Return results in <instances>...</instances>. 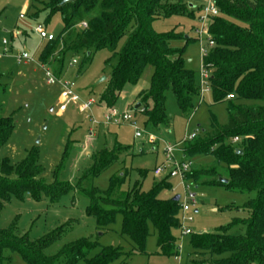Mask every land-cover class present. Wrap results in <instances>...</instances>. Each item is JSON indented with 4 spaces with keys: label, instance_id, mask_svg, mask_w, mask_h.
<instances>
[{
    "label": "trees",
    "instance_id": "trees-1",
    "mask_svg": "<svg viewBox=\"0 0 264 264\" xmlns=\"http://www.w3.org/2000/svg\"><path fill=\"white\" fill-rule=\"evenodd\" d=\"M63 1L32 2L35 9L42 6L49 19L57 14L62 18V34L47 41L39 57L40 64L57 79L64 75L70 58L82 57L87 65L95 53L108 51L105 69L110 70V78L101 100L108 107H113L126 85H136L151 66L154 74L150 88L138 94L135 104H140L137 113L144 118L145 126L170 129L166 112L169 91L184 117L194 113L201 84L184 59L185 48L192 40L174 30L157 33L153 28L161 18L194 17L200 10L194 0H73L61 5ZM215 4L219 15L209 25L214 46L203 58V66L210 72L209 90L214 103L228 105V121L220 125L213 116L209 132L183 142L185 159L210 156L214 160L209 168L194 167L186 178L195 185L222 186L256 196L238 208L246 216L235 218L227 229L193 236L194 253L203 259L192 264H264V0H215ZM84 23L86 28L82 27ZM182 39L185 47L173 46ZM231 95L233 99H228ZM14 131L12 118H0V149ZM235 138L239 139L237 144L233 143ZM127 151L117 144L112 150L98 152L92 168L82 173L75 186L58 181L47 185L40 178L36 148L16 166L0 159V210L14 197L39 199L44 194L57 200L74 190L88 199L87 215L96 220L100 230L109 229L120 215L121 236L134 245L128 253L106 247L89 257L99 244L83 239L49 256L45 250L59 234L34 242L19 235L12 225L0 230V264H14V255L25 264H113L135 252L144 254L151 230L157 235L158 255L179 257L180 201L161 198L162 193L174 188L168 178L155 183L148 193L139 185L124 190L127 174L113 176L105 191L92 183ZM220 178L228 184L221 183ZM239 226L245 228L244 235L229 234Z\"/></svg>",
    "mask_w": 264,
    "mask_h": 264
},
{
    "label": "rangeland",
    "instance_id": "rangeland-1",
    "mask_svg": "<svg viewBox=\"0 0 264 264\" xmlns=\"http://www.w3.org/2000/svg\"><path fill=\"white\" fill-rule=\"evenodd\" d=\"M33 1L0 0V118H12L15 124L9 142L0 149L1 160L16 166L36 148L39 151L40 178L47 185L58 181L75 186L82 173L92 168L94 155L104 149L112 150L119 144L128 151L122 152L117 163L95 178L93 185L105 191L113 176L127 174L124 190L139 185L143 192L148 193L155 183L163 179L155 177L154 170L164 162L166 146L180 149L188 135L196 131L199 135L209 132L213 116L220 125L227 123V103L215 104L212 93L206 89L197 102L196 110L189 117L180 113L169 91L166 112L171 119L170 129L154 130L146 127L144 118L135 111V104L138 94L150 88L154 74L151 66L145 69L136 85H126L113 107H108L101 101L110 78V70L105 69V61L110 56L108 51L95 53L87 65L83 64L82 57L68 60L64 75L58 81L72 84L73 93L65 91L59 83L49 84L39 62L47 41L40 38L35 28L42 26L48 34L58 37L64 26L59 14L49 19L47 12L42 11V6L37 9L32 7ZM194 3L198 8L203 5L202 0H194ZM200 16L199 10L194 17L161 18L153 25L157 33L174 30L192 40L185 48L184 59L187 68L194 71L199 80L204 57L196 32L202 27ZM4 41L7 42L6 46H3ZM173 46L183 48L185 40L176 41ZM4 49L8 51L6 56L3 55ZM24 53L31 60L19 63L18 57ZM73 59L77 60V64H72ZM75 95L79 99L75 100ZM88 99L97 103L90 111L84 105ZM110 109L120 115L128 112L134 117L133 122H111L106 125L104 115ZM137 132L142 133L141 138H136ZM150 134L158 139L155 148L149 141ZM193 162L195 167L209 168L214 160L210 156H201L194 158ZM170 181L174 184V193L164 192L161 194L162 199L183 194L180 181ZM192 189L197 195L198 205L187 214L184 226L193 235L177 233L179 257L158 255L157 235L151 230L144 254L135 252L113 264H192L193 261L202 260L203 257L196 255L191 246L193 236L227 229L235 218L246 216L238 208L256 196L255 193L232 192L215 185L193 183ZM88 206V199L74 190L57 200L44 194L39 199L28 195L14 197L0 210V230L15 225L19 235L28 236L34 242L59 234L45 250L49 256L83 239L99 244L89 257H94L106 247L125 253L134 248L128 238L121 236L120 215L109 229L100 230L96 220L87 215ZM229 234L244 235L245 228L234 227ZM14 264L25 263L19 255H14Z\"/></svg>",
    "mask_w": 264,
    "mask_h": 264
},
{
    "label": "built area",
    "instance_id": "built-area-1",
    "mask_svg": "<svg viewBox=\"0 0 264 264\" xmlns=\"http://www.w3.org/2000/svg\"><path fill=\"white\" fill-rule=\"evenodd\" d=\"M203 5L200 7V21L202 22V27L201 29L197 30L198 34V43L200 44L201 47V52L204 54V57L208 54L209 48H212L214 46V42L211 40V36L209 33V25L210 22L213 20L214 17H217L219 15V10L215 4V0H202ZM82 27H87V25L84 23L82 24ZM36 33L40 36L41 39H44L46 41H52L54 40L55 36L48 34L47 31L42 27V26H37L35 28ZM206 38V40H205ZM7 42H3V46H6ZM8 51L4 49L3 55H7ZM203 57V58H204ZM28 60H31V57L24 53L22 56L18 57L19 63L26 62ZM72 64L75 65L77 64V60L73 59ZM42 66V65H41ZM43 69L46 72L47 76V81L49 84H54V83H59L61 84V87L67 91L73 93V88L74 86L69 83H63L59 82L58 79L53 75L52 71L45 66H42ZM200 84H201V98L203 96V93L205 90H209V78H210V72L207 68L203 66L202 71L200 72ZM57 81V82H56ZM75 100L79 99L78 96L75 95ZM228 99H233V96H229ZM97 103L93 99H88L84 102V105L88 111L91 110L93 106H95ZM139 111V110H138ZM143 109L141 110L140 113H143ZM137 113V111H136ZM104 123L106 125L110 124L111 122H133L134 117L129 114L128 112L120 115L117 111L114 109L107 110L105 115H104ZM132 126L138 130L137 126L134 123H131ZM198 131L192 133L191 135L187 136V139L184 140H193L198 136ZM142 133L137 132L136 138H141ZM150 143L152 146L155 148L158 144V139L150 134L148 136ZM239 142L238 138H235L233 140L234 144H237ZM183 143L181 144V146ZM177 152L182 153V147L180 149L175 148L173 146H166L165 148V160L164 162L157 166L154 170V176L157 178H168L169 180L172 179H178L180 181L179 186L183 189V194L179 195L180 196V205H181V229L180 233L182 235H192V231L185 228L184 223L186 220L187 214H189L192 210V208L197 207L198 201H197V195L192 189L193 183L189 180H187V175L193 170L195 167L194 162L189 159H183L179 160L177 158ZM175 189L173 188L172 192ZM191 220V219H190ZM189 220V221H190Z\"/></svg>",
    "mask_w": 264,
    "mask_h": 264
},
{
    "label": "water",
    "instance_id": "water-1",
    "mask_svg": "<svg viewBox=\"0 0 264 264\" xmlns=\"http://www.w3.org/2000/svg\"><path fill=\"white\" fill-rule=\"evenodd\" d=\"M71 1H73V0H64L61 5H64V4H66L68 2H71ZM138 109H140V104H137L135 106V111H137ZM236 153L239 154V155H241L242 154V151L241 150H236ZM220 182L223 183V184H228V180L223 179V178H220ZM173 200L175 202H179L180 201V196L179 195L175 196L173 198ZM196 213H197V211H196Z\"/></svg>",
    "mask_w": 264,
    "mask_h": 264
},
{
    "label": "crops",
    "instance_id": "crops-1",
    "mask_svg": "<svg viewBox=\"0 0 264 264\" xmlns=\"http://www.w3.org/2000/svg\"><path fill=\"white\" fill-rule=\"evenodd\" d=\"M177 158L179 159V160H183V159H185L184 158V156H183V153H179V155H177ZM193 161V160H192ZM171 183H172V181H171ZM173 184V183H172ZM173 187H174V184H173ZM172 192V191H171ZM173 193H174V191H173ZM175 196H177V195H175ZM174 196V197H175ZM198 212V211H197Z\"/></svg>",
    "mask_w": 264,
    "mask_h": 264
}]
</instances>
